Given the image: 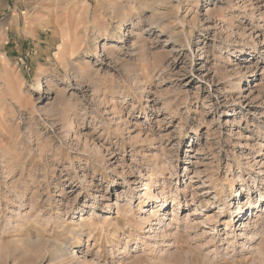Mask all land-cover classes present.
<instances>
[{"label":"clouds","instance_id":"1","mask_svg":"<svg viewBox=\"0 0 264 264\" xmlns=\"http://www.w3.org/2000/svg\"><path fill=\"white\" fill-rule=\"evenodd\" d=\"M0 264H264V0H0Z\"/></svg>","mask_w":264,"mask_h":264}]
</instances>
